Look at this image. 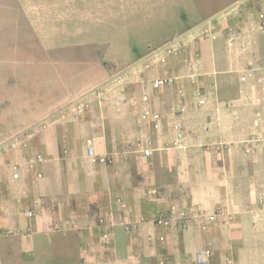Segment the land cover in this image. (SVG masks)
Segmentation results:
<instances>
[{
  "label": "crops",
  "instance_id": "obj_1",
  "mask_svg": "<svg viewBox=\"0 0 264 264\" xmlns=\"http://www.w3.org/2000/svg\"><path fill=\"white\" fill-rule=\"evenodd\" d=\"M238 1L0 0V62L34 58L48 73L40 83V119ZM261 12L264 0L246 1L235 18L220 23L216 39L201 42L206 75L195 82L150 87L154 77L186 73L182 58L171 57L157 70L130 74L82 117L68 114L26 149L0 156V264H195L202 249L210 250L206 264H264ZM232 24L240 41L229 49ZM178 88L186 95L182 114ZM198 89L203 106L193 98ZM144 93L160 114L157 129L139 121ZM256 134L262 142L246 153L242 142ZM88 142L112 164L92 162ZM37 154L49 163L21 166L14 180L12 165ZM25 209L36 217L24 218ZM200 213L216 215L205 230ZM167 215L181 218L154 226ZM140 218V227L127 233L125 225ZM58 222L65 227L54 229Z\"/></svg>",
  "mask_w": 264,
  "mask_h": 264
},
{
  "label": "built area",
  "instance_id": "obj_2",
  "mask_svg": "<svg viewBox=\"0 0 264 264\" xmlns=\"http://www.w3.org/2000/svg\"><path fill=\"white\" fill-rule=\"evenodd\" d=\"M246 1L250 0H240L232 7L228 8L220 15L209 18L202 21L199 25L186 33L177 36L166 45L155 48L151 50L146 56L139 58L127 69L119 72L120 84L125 80L130 74H136L141 72H148L151 70H157L161 67L166 66L167 61L171 57H181L184 67H186V73L180 75H163L157 76L150 80L149 84L153 90H159L166 87L174 86L178 81L187 78L192 82H195L200 76L206 75L200 70V54L199 47L203 40H214L218 36V28L220 23L224 20H230L235 18L240 13V5ZM257 23L260 30L264 29V13L261 12L257 15ZM240 41V33L237 30L235 24H232L225 35V43L227 48H234ZM188 52L187 55H185ZM251 65V64H250ZM245 78L242 77V80ZM116 80L111 78L101 84L95 85L88 89L87 91L75 96L66 104L56 108L50 113L46 114L42 118L30 123L22 130L12 134L8 138L0 142V156L18 150H24L28 147V141L40 134L42 131L46 130L48 127L64 120L66 116L74 115L76 117H82L87 111H89L96 103L100 104L106 95L112 90L115 85ZM185 91L182 88L177 90V102L179 105V113L182 114L185 111L184 99ZM193 98L196 101L197 106H203L205 104L204 94L198 89L193 93ZM140 122H151L153 128L157 129L160 121V114L154 111L150 104V98L147 94H142L141 96V112L139 114ZM178 140H183V134H178ZM262 137L258 134L252 138L242 142L245 145V152L250 153L252 145H256L262 142ZM220 148H227V144H221ZM150 143L147 144L146 148L142 150L144 157L148 158L151 156ZM87 157L96 164L109 165L112 164L113 159L108 155H99L95 152L93 145L88 142L86 146ZM49 161L41 156L40 154L24 156L22 161L19 163H14L12 165V178L14 180L19 179V170L21 166H24L30 170L35 169L39 166H45ZM42 174L36 171L35 178L40 179ZM35 203L41 204V200H37ZM259 205L263 206V197L260 195L258 198ZM21 215L24 218L32 219L36 217V212L33 210L25 209L21 211ZM181 218V217H180ZM178 216L170 215L158 216L153 224L156 227H169L171 224L178 219ZM199 219L201 221V228L205 230L209 224L215 221L216 215H205L200 213ZM144 218H140L137 222L128 223L125 225V231L131 233L136 231L140 225L144 222ZM100 226H107L106 218H101L99 220ZM54 229L60 230L65 227L64 223L58 222L54 224ZM102 239L107 241L109 239V234H102ZM210 256L209 249H202L197 251L193 255V262L195 264H206Z\"/></svg>",
  "mask_w": 264,
  "mask_h": 264
},
{
  "label": "rangeland",
  "instance_id": "obj_3",
  "mask_svg": "<svg viewBox=\"0 0 264 264\" xmlns=\"http://www.w3.org/2000/svg\"><path fill=\"white\" fill-rule=\"evenodd\" d=\"M9 61L7 64L3 58L0 62V142L38 120V102L45 91L40 83L48 75L34 58L23 63L21 58ZM119 76V73L112 75L116 80L113 87L119 85Z\"/></svg>",
  "mask_w": 264,
  "mask_h": 264
}]
</instances>
